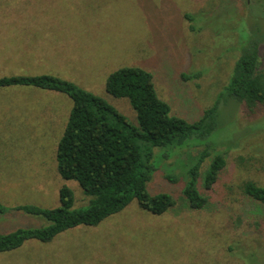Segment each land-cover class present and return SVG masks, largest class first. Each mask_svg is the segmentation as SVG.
<instances>
[{"label":"rangeland","instance_id":"rangeland-1","mask_svg":"<svg viewBox=\"0 0 264 264\" xmlns=\"http://www.w3.org/2000/svg\"><path fill=\"white\" fill-rule=\"evenodd\" d=\"M248 41L258 43L264 73V0H0V77L72 81L137 125L128 99L108 94L105 81L120 67H141L173 116L191 122L220 98L216 129L192 139L212 143L226 162L211 189L200 179L208 205L195 210L181 190L203 146L155 148L147 190L172 194L175 208L154 215L133 200L97 226L0 253V264H264V203L242 190L248 180L264 187V103L249 108L226 89ZM194 73L201 76L181 77ZM71 107L62 93L0 87V203L57 207L58 190L67 186L73 207H87L79 184L57 171L56 147ZM168 174L179 180L170 182ZM21 213L1 216L0 231L47 224Z\"/></svg>","mask_w":264,"mask_h":264},{"label":"trees","instance_id":"trees-1","mask_svg":"<svg viewBox=\"0 0 264 264\" xmlns=\"http://www.w3.org/2000/svg\"><path fill=\"white\" fill-rule=\"evenodd\" d=\"M247 44L234 64L226 89L236 102L252 108L264 103V73L258 69V43L248 41ZM200 76V73L181 75L183 80ZM10 86L54 91L72 100L56 147L57 171L62 178L75 180L89 200L86 208H74L72 190L62 186L58 190L60 204L57 207L30 204L8 207L0 203V217L22 212L47 222L41 227L0 231V253L15 250L28 240L50 242L61 232L80 225L97 226L133 200L154 215L175 208L177 201L172 194H151L147 190L156 170L155 148L174 153L187 145L203 146L186 168L181 194L187 207L206 209L208 199L200 192L199 181L202 179L204 189H211L226 162L220 153L214 152L216 147L212 143L195 144L192 138L207 136L216 129L220 98L205 109L200 118L189 122L170 114V106L158 96L150 72L141 67H120L108 75L105 90L113 97L128 99L137 118V125H133L104 98L54 75L0 77V87ZM210 157L202 174L201 167ZM166 178L172 183L179 180L173 174ZM242 190L255 202L264 203L263 186L248 180Z\"/></svg>","mask_w":264,"mask_h":264},{"label":"crops","instance_id":"crops-1","mask_svg":"<svg viewBox=\"0 0 264 264\" xmlns=\"http://www.w3.org/2000/svg\"><path fill=\"white\" fill-rule=\"evenodd\" d=\"M0 121H2V119L0 118Z\"/></svg>","mask_w":264,"mask_h":264},{"label":"flooded vegetation","instance_id":"flooded-vegetation-1","mask_svg":"<svg viewBox=\"0 0 264 264\" xmlns=\"http://www.w3.org/2000/svg\"><path fill=\"white\" fill-rule=\"evenodd\" d=\"M249 0H247V2H248Z\"/></svg>","mask_w":264,"mask_h":264}]
</instances>
